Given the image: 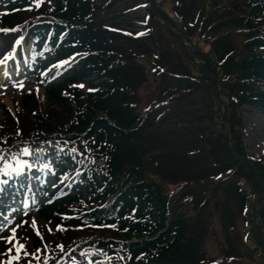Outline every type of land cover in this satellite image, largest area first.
<instances>
[{
	"label": "trees",
	"instance_id": "obj_1",
	"mask_svg": "<svg viewBox=\"0 0 264 264\" xmlns=\"http://www.w3.org/2000/svg\"><path fill=\"white\" fill-rule=\"evenodd\" d=\"M33 1L10 0L13 13L5 14L1 21L2 26L14 28L29 20L26 28L35 42L32 68L36 78L44 84L46 78L41 73L50 65L73 54L83 57L78 67L62 80L46 86L45 106L35 92L30 91L23 96L16 116L5 108L0 124V152L14 144L34 142L42 146L51 141L59 148L61 159L55 166L57 182L62 173L68 172L67 177L77 174L85 188V192L75 194H64L61 188L58 192L63 195L41 206L40 214L54 228L60 225L63 230L58 228L54 236L44 231L43 239L33 233L36 246L58 242L66 248L70 245L89 247L95 264H235L244 258L250 260L245 240L239 238L242 234L235 225L229 226L226 242L216 240L219 252L207 248L205 241L215 232L212 221H203L205 212H197L199 207L194 201L199 199L198 202L203 203L200 195L183 192L197 182L180 184L178 189L182 196L177 199L161 188V179L156 173L145 171L147 164H155L163 172L164 167L175 161L176 154L183 153V148L172 156V151H166L165 141L156 148L149 147V141L154 143L150 140L152 135L157 134L147 130L153 107L139 108L134 87L137 80L132 72L135 64L129 60L133 47L126 51L115 49L107 33L110 29H101L94 21L98 10L94 0H53L54 9L39 7L33 8V13L24 12ZM181 1L182 4H177L183 6L182 10H177L178 17L200 28L202 15L191 17L185 7L191 5L192 0ZM246 1L249 12L236 18L246 33L245 41L236 71L229 75L234 74V99L240 105L257 104L264 109V25L259 26L255 21L264 18V0H255L253 5ZM23 13L32 15L26 17ZM34 16L37 17L32 19ZM167 29L168 33H173L171 28ZM226 32L228 30L224 34L210 31L213 37L220 35L221 38ZM151 39L154 45H159L156 35L151 34ZM214 54L216 69L233 68L235 57L230 58V52L225 57H217L221 52L216 45ZM93 76L99 79L98 84H92L93 90L86 92L78 87L81 81ZM255 84H259V89ZM171 98L172 95L159 100L155 108ZM201 140L206 143V139L201 137ZM71 148L78 151L71 153ZM230 156L232 162V152ZM259 181L264 184L263 179ZM239 182L243 181L239 179ZM260 194L264 199V188ZM238 195L243 206L252 196L241 184ZM250 226V230L256 232L253 235L256 245L250 250L258 254L257 264H264L262 228L255 222H250ZM80 228L96 229L100 234L94 235L96 237L89 233L81 237L70 235L66 237L70 241L63 238L69 230L75 233ZM105 256L111 259L106 260ZM252 261L255 260L248 263Z\"/></svg>",
	"mask_w": 264,
	"mask_h": 264
},
{
	"label": "rangeland",
	"instance_id": "obj_2",
	"mask_svg": "<svg viewBox=\"0 0 264 264\" xmlns=\"http://www.w3.org/2000/svg\"><path fill=\"white\" fill-rule=\"evenodd\" d=\"M249 1L252 5L255 3V0ZM246 2V0H192L189 3L191 5L185 7L192 14L191 17L202 15L200 19L202 25L200 24L199 28L196 24L189 25L185 19L182 21L178 17L177 10L183 8L177 5L182 4L181 0L179 3L175 0H94L98 7L94 21L99 28L110 29H107V33L113 39L112 45H115V49L126 51L133 47L130 49L129 60L135 64L132 72L137 80L134 87L136 86L138 92L139 108L144 110L150 105L153 107L150 113L151 125L147 130L157 134L152 135L150 140L154 143L149 141V147L156 148L163 145L165 141L168 146L166 151L169 153L172 151V156L176 154L177 149L180 151V148H183V153L176 154L175 161L171 165L168 167L163 165V172L162 168H158L155 164H147L145 171L156 173L158 179H161V188L177 199L182 196L181 190L178 189L180 184L197 182L196 189L195 186L189 185L183 192L186 195L197 192L200 200H203V203H199V199L196 200L197 202L194 201L196 207H199L197 212H205L203 221L206 220L209 223L211 220V226L215 231L205 241L207 248L214 253L219 252L220 246L217 245L216 240L226 242L229 226L235 225L239 229L238 232L242 234H239V238L243 237L242 239L245 240L246 255L250 257V260H255L251 264H257L258 254L250 250L256 245L254 241L256 232L253 233V230H250V222H255L257 227L262 228L264 234V199L260 194L264 184L259 181L260 179L264 181V109L257 104L240 105L234 99V74L229 75L232 71H236L239 63L238 56L240 57L242 53L245 41L246 33L236 18L237 15L249 12V8L245 6ZM7 5L8 0H0V16L7 11ZM32 7L54 9L55 4L52 0L50 2L42 0L37 7L34 0ZM24 12L33 13V9L28 8ZM27 13L23 14L26 17L32 15ZM22 16L19 17L22 18ZM36 17L34 16L33 19ZM255 21L259 26L264 25V18L263 20L258 18ZM25 23L26 21L17 24L19 26L15 30L16 34L24 38L27 35L23 28ZM168 27L173 30V33L167 32ZM211 27V30H217L221 34H224L226 30L228 32L222 38L220 35L213 37L211 30L208 32ZM0 28L5 27L0 26ZM151 34L157 36L156 42L159 45H154ZM12 40L13 34L10 30L7 33L0 32V58ZM21 44H24V41ZM216 45L220 47L221 52V55L217 57H225L229 52L230 58L235 57L232 69H225V71L216 69L217 61L214 58ZM28 46L30 45H24L23 49L17 51L15 69L12 60L7 62L6 67L10 76L5 77V66L0 65V123L3 122L5 115L4 106L15 115L20 108L23 96L28 91L35 90L43 106L47 102L45 87L30 76ZM79 58L80 55H76L71 60H67L68 63L54 66L49 72L48 83L61 79L68 70L76 67ZM98 83L99 79L96 76L89 77L81 83L84 85L82 89L90 91L92 84ZM5 84L7 87L2 86ZM18 84H23V88L18 87ZM258 86L259 84L254 85L259 89ZM170 95H172L171 100H164L155 108L154 105L159 100ZM36 113L37 110H34L33 114ZM224 113L225 118L222 121L221 117ZM201 137L206 139V143L199 141ZM22 146H28L30 151L35 148L33 143ZM22 146L14 144L11 148L15 154L25 159L27 156L22 155ZM53 147L50 144L43 147L42 154L54 153ZM230 152L234 155L232 162ZM3 155L11 161V153L8 149L3 152ZM177 157L180 158L176 162ZM54 160V156L49 157L46 163ZM30 162L40 163L33 160ZM2 166L3 161L0 160V168ZM47 171L51 172L52 169L40 171L34 168L18 178L5 177L0 173V179H7L10 184L6 194L0 195V212L8 216L11 221L8 227H0L1 231H7V236L11 234V227L16 225H20L17 228L19 239L22 230L28 232L29 229L36 230L41 227L47 233L53 234L56 231V229L49 231L52 224L39 213L30 210L31 203L35 200L26 199L30 193L36 196L37 200L43 197L52 199L49 195L45 196L46 193L42 195L38 189V186L42 185L52 186L51 190L54 189L53 178L46 175ZM37 173L40 179L33 181L32 192H29L23 185L29 175ZM13 179H16L15 184H12ZM239 179L243 182L240 183ZM69 182L66 185L69 192L83 190L78 182ZM239 184L244 186L246 193L252 195L249 196L251 200L244 206L238 195ZM4 187L6 189V185ZM13 193L16 194L15 201L10 198ZM23 203L29 206L18 213H11L10 209L4 212L2 211L4 209H1L5 205H11L12 208L22 207ZM33 218L36 221L35 227L32 225ZM22 221H27V225L22 224ZM204 226H206L205 223ZM87 233L93 234L92 236L100 234L96 229L80 228L75 233L69 230L63 238L70 241L66 237L70 235L81 237L86 236ZM9 246L15 248L13 245L0 242V261L9 258L6 252ZM81 253L82 251L73 248L70 252L59 256L61 258L59 264H73V257L79 264H86L87 261ZM29 260L32 264H40L42 261L32 257ZM250 260L244 258L235 264H249Z\"/></svg>",
	"mask_w": 264,
	"mask_h": 264
},
{
	"label": "snow or ice",
	"instance_id": "obj_3",
	"mask_svg": "<svg viewBox=\"0 0 264 264\" xmlns=\"http://www.w3.org/2000/svg\"><path fill=\"white\" fill-rule=\"evenodd\" d=\"M42 0H35L36 6L39 7L41 4ZM50 2V0H49ZM9 31V29L7 28H0V32H5L7 33ZM12 31H15V29H12ZM25 41L24 37H20L19 39L15 40V45H20L21 42ZM17 56V49L15 46H12L11 49L9 51H7L6 53L3 54V57L0 58V65L5 66V70H4V75L5 77L10 76L9 71L7 70V62L9 60L13 61V66L14 69L16 67L15 64V58ZM68 63L67 60H61L58 62V65H63ZM3 87H7V84L2 85ZM18 87L23 88V84H18ZM79 87L83 88L84 85L80 84ZM90 91L93 89H89ZM47 143L51 144V141H48ZM17 147H19V145H17ZM43 149L41 148H37L36 152L33 153L32 151H30V148L28 146H24L21 150L22 155L23 156H36V160L40 161L41 155L43 153ZM53 151H56V147H53ZM60 151H63L62 149ZM71 153H76L78 150L76 148H71L70 149ZM8 152L11 153V161H9L8 159L5 158V156L3 155L2 152H0V160L3 161V166L2 168H0V173L3 174V176L5 177H21L22 174H24L26 171L30 172L32 169L36 168L40 171L46 170V169H53V162L49 161L47 163H32L29 162V160L27 159H23L21 158L20 155L15 154V152L13 151V149L11 147L8 148ZM59 154V153H57ZM74 159V157H73ZM56 169H53V172H55ZM65 176L67 175V173H63ZM40 179L39 174H31L27 177L25 184L23 185L24 187L28 188L29 192H32V187L33 185V181H38ZM9 183V181L7 179H0V195H4L6 194V189H5V185H7ZM53 187H55V184H53ZM13 201H15L16 198V194L13 193L12 196L10 197ZM29 205L27 203H23L22 207H15L12 208L11 205H5L4 207L6 209H10L11 213H18L23 211V208H27ZM26 215V213H25ZM0 217H2V219H0V227H8V225L11 223V221L9 220V217L6 216L3 212H0ZM22 224H27V221H22ZM32 225L35 227L36 226V221L35 218L32 219ZM20 227V225H16L14 227H11V234L7 237H4L2 235H0V241L5 242L8 245H12L13 243L15 244V248L13 249V247L9 246L6 249V252L9 256L8 259L0 261V264H19V262L21 261L22 258H28V257H32L34 259H36L37 261L40 259L39 256H37V253L40 252L41 250L39 248H37L35 251L33 252H29L26 249L25 244L21 243L19 241V238L17 236V228ZM58 228H60L61 230L62 227L60 225L57 226ZM112 227H115V225H112ZM49 231H51V228H49ZM36 234L38 236H41L38 228L36 229ZM42 238V236H41ZM58 247L61 249V251H63V245H58ZM101 254L103 255V252L101 251ZM81 256L85 257V260L87 261V264H93L92 260L89 259L87 257L86 253H81ZM119 259H123V257H118ZM73 259V264H79V262L76 260L75 257L72 258ZM106 260H110L111 257L105 256ZM27 264H32L31 260L27 261Z\"/></svg>",
	"mask_w": 264,
	"mask_h": 264
},
{
	"label": "water",
	"instance_id": "obj_4",
	"mask_svg": "<svg viewBox=\"0 0 264 264\" xmlns=\"http://www.w3.org/2000/svg\"><path fill=\"white\" fill-rule=\"evenodd\" d=\"M225 118V113H224V115H223V119Z\"/></svg>",
	"mask_w": 264,
	"mask_h": 264
}]
</instances>
